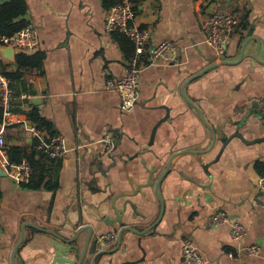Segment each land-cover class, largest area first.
Listing matches in <instances>:
<instances>
[{
    "label": "crops",
    "instance_id": "obj_1",
    "mask_svg": "<svg viewBox=\"0 0 264 264\" xmlns=\"http://www.w3.org/2000/svg\"><path fill=\"white\" fill-rule=\"evenodd\" d=\"M24 1L22 19L36 26L35 52L44 59L40 69L25 70L11 83L13 123L5 127L0 155V264H11L21 231L14 264H68L59 259L60 241L37 228L65 238L82 226L94 235L112 231L103 219L113 218L110 202L127 189L128 179L136 185L145 169L158 177L183 151L193 154L174 158L158 188L160 222L142 236L123 233L119 248L115 244L96 264H183L182 238L207 264H264V193L257 185L264 173V115L256 104L264 96V0H136V24L150 31L148 47L169 41L178 60L141 63L137 101L127 111L107 82L125 74L129 47L104 30L102 0ZM218 11L239 19L221 58L202 33ZM0 65L3 72L17 69L1 47ZM32 109L63 137L66 156L43 160L39 152L32 160L33 185L17 186L8 176L7 150L19 147L31 156L40 139L53 136L29 120ZM202 116L216 133L213 146ZM107 133L111 150L103 141ZM40 173L45 179L38 185ZM148 192L150 225L160 205ZM138 198V210L146 212ZM219 211L245 228L240 241L231 240L227 225L210 224ZM252 244L261 246L258 255L229 256Z\"/></svg>",
    "mask_w": 264,
    "mask_h": 264
},
{
    "label": "built area",
    "instance_id": "obj_2",
    "mask_svg": "<svg viewBox=\"0 0 264 264\" xmlns=\"http://www.w3.org/2000/svg\"><path fill=\"white\" fill-rule=\"evenodd\" d=\"M239 19L230 11H218L212 13L202 29L204 43L211 48L218 58H221L226 51L227 43L231 35L237 29ZM104 30L107 33L119 32L125 35L133 44V56L128 60L127 68L123 77L110 79L107 84L114 89L119 96L121 108L125 111L134 107L137 101L138 81L140 74V64L154 65L158 61L176 63L178 51L174 44L169 41H161L159 44L148 47L150 31L139 27L136 24V11L131 0H121L111 7L105 17ZM0 46L10 47L13 53L18 51L33 52L39 47L37 28L32 22H27L26 26L19 32L6 36L0 35ZM14 92L11 81L6 77L0 65V155L5 148V127L11 125L13 119ZM257 107L264 115V96L256 99ZM36 132L35 127L31 129ZM103 141L108 145V149L113 147V138L110 133L104 135ZM35 148L44 153L51 160H61L66 156V147L63 137L53 135L47 139H40ZM8 176L17 186L27 183L32 168L28 161L19 164L8 163ZM259 190L264 193V173L258 178ZM210 224L214 227L227 225L229 227L230 238L233 242L240 241L245 236V228L236 220L230 219L224 212L219 211L210 217ZM117 232L110 231L98 235L96 238L97 251L110 249L117 242ZM181 255L183 264H207V261L193 248L191 241L186 238L180 240ZM261 246L252 244L238 248L230 257H252L259 254Z\"/></svg>",
    "mask_w": 264,
    "mask_h": 264
},
{
    "label": "water",
    "instance_id": "obj_3",
    "mask_svg": "<svg viewBox=\"0 0 264 264\" xmlns=\"http://www.w3.org/2000/svg\"><path fill=\"white\" fill-rule=\"evenodd\" d=\"M5 1L8 0H0V4L4 3ZM0 47L3 57L5 59L12 60L14 58V53L10 47H4V46H0ZM259 50H260V45L258 43L257 52H259ZM242 54L243 51L240 54V59L242 58ZM222 64H229V63L227 61H222L221 63H219V65ZM216 66L217 65H213L212 67L203 70L202 72L193 76L190 79V81L197 79L207 70ZM195 108L196 110H198V112H200L197 107ZM202 120L205 123V119L203 116H202ZM205 125L208 126L206 123ZM208 128L212 134V146H213L216 141V133L212 130L211 127L208 126ZM185 154H193V152L183 151L174 155L171 158V160L168 162L165 171L156 178L154 176V170L152 171V169H145L147 172V176L144 179H142V176L139 175L140 177L137 179L138 182L136 183V185H134L132 179H128L127 189L123 190L121 193H119L118 195L112 198L109 207L113 212V218L108 219L107 217H105L103 219V222L105 223V225L110 227L112 231L117 232L118 234L115 249L119 248L123 233L129 232L138 236H142L152 232L155 226L160 222V219L164 211V205L159 196V192H158L159 185L166 176V172L169 170L174 158H179ZM148 190L153 192L154 198L160 205V215L157 221H155L150 225H148V222L146 220L149 217L148 212L151 211L153 200L148 197V193H149ZM138 196H140V198L142 199L144 203L143 209L146 212L142 213L138 210L139 208L137 205V201L139 199ZM137 226H143L144 228L141 231H137L136 230ZM37 229L53 235L56 239L60 241L62 245L59 251L62 256L59 257V259L68 264H85V263L96 264L99 262V260H101L102 257L112 252V251H108V249L97 251L95 243L98 235H94V231L90 226H82L75 229L72 237L70 238H65L61 235H58L57 233H53L51 231H47L44 229H40V228ZM83 234H85V236L83 241L81 242V236ZM22 239H23V232L21 231L20 241L15 246L14 252L12 253L11 264H14L13 263L14 254L18 249ZM72 256L77 257V259L75 260L71 259L70 257Z\"/></svg>",
    "mask_w": 264,
    "mask_h": 264
},
{
    "label": "trees",
    "instance_id": "obj_4",
    "mask_svg": "<svg viewBox=\"0 0 264 264\" xmlns=\"http://www.w3.org/2000/svg\"><path fill=\"white\" fill-rule=\"evenodd\" d=\"M120 1L121 0H102V3H103L104 8L108 11L111 7L115 6ZM135 2L136 0H131V3L133 5ZM134 10H135V6H134ZM26 12H27V6L24 0H8L0 4V35L10 36V35H13L19 32L21 29H23L27 24V21L22 19L26 15ZM114 34H117L116 38L120 42L126 43L127 47H129L128 49H126V52L129 58L128 60H130L134 54L133 44L125 35L119 32H115ZM43 59H44V55L40 52L18 51L14 57V60L17 66L16 71L5 72V75L11 81V83L18 82L22 76L23 71L29 70V69H40L42 67ZM28 118L30 121H32V123L36 125V128L38 130L44 129L50 135H54L53 126L51 125V123L43 119L35 109H32L31 111L28 112ZM0 121H1V111H0ZM37 151L38 152L33 151L30 156V155H27L19 147H12L7 150V155L11 163L19 164L22 161H24V159H26L32 168V174L30 175L27 183L22 184L21 186L31 187L33 185L34 175H35L34 164L32 163L33 158L35 156H38L39 152L41 153L39 154V158L43 160L48 158L44 153L42 154L41 151L39 150ZM38 179H39L38 185L44 182L45 176H43V173H40ZM1 196H2V193L0 191V199H1Z\"/></svg>",
    "mask_w": 264,
    "mask_h": 264
}]
</instances>
